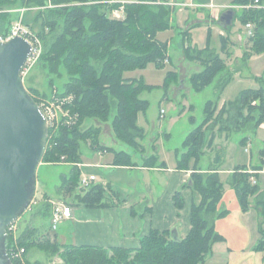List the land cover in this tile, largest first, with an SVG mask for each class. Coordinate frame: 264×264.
Wrapping results in <instances>:
<instances>
[{
    "label": "trees",
    "instance_id": "trees-1",
    "mask_svg": "<svg viewBox=\"0 0 264 264\" xmlns=\"http://www.w3.org/2000/svg\"><path fill=\"white\" fill-rule=\"evenodd\" d=\"M33 1V3H31ZM113 0H20L21 5L33 4L44 6L36 12L32 22L38 21L40 31L35 32L30 20L24 14L20 21L31 29L42 41L43 50L40 59L48 62L55 74L60 76V66L66 67L69 80L64 85L61 97L73 96L69 105L70 113L79 115L78 123L63 124L53 134L48 130L47 143L42 160L72 164L67 173L60 175L56 186L58 197L68 204L108 207L114 200H119V193L110 186L91 183L87 188L80 186V154L78 140L88 139V145L95 150L113 152V163L116 165H135L132 155L125 150H115L97 141L99 129L87 128L81 131L80 121L87 116H97L101 121H108L110 111L115 114L110 119L116 137L131 145L135 150H143L140 140L145 136L144 129L137 124V116L145 112L148 102L139 95L151 87L141 79L129 77L124 71L143 67L147 62L164 63L166 43L157 38L160 29L169 27L171 10L166 4H155L149 7L137 2H116ZM142 1V2H140ZM254 0H234L233 5H244ZM14 0H0V34H6L19 14L5 11ZM264 4V0H258ZM50 3L54 7H48ZM77 3V4H76ZM61 7H57V6ZM123 8V18H113L111 11ZM28 7H32L29 5ZM151 8V9H150ZM241 23L254 25L253 33L246 37L250 45L244 54L249 52L264 53V8L238 9ZM28 12V11H26ZM14 14V13H13ZM235 16V12H234ZM19 20V19H18ZM51 37L50 43L48 41ZM227 37H222V48H225ZM186 55L198 62L202 69L189 77L195 91L202 90L216 80L219 93L230 80L233 71H228L224 59L214 50H190L185 48ZM223 75V76H222ZM258 88L245 89L230 102L223 103L215 116L217 100H207L203 107L202 121L192 128L182 141L185 152L177 159V168L191 169L189 180L177 189L172 198L177 208L184 205L181 189L189 187L196 196L190 212V228L183 238H174L170 231L152 229L140 240L138 248L112 247L103 248L92 245L60 244L50 239L43 223L40 226L25 225L17 236L7 232L5 250L12 263L9 250L14 247L24 248L26 264H32L26 255L29 248L39 247L47 256H61L65 264H199L211 251L214 242L224 240L215 231L214 221L223 218L227 209L220 208L223 196V183L219 179L218 165L221 156L216 155L213 163L205 171L197 166L204 150L211 149L217 131L245 130L255 132L264 123V78H259ZM29 91V90H28ZM32 96L31 92L29 91ZM33 97V96H32ZM37 102V100L33 97ZM38 103V102H37ZM232 115L223 117L224 114ZM219 125L218 129L207 127ZM209 132L206 135L205 131ZM243 137L241 141H246ZM243 144H245L243 142ZM259 164L252 167L238 165L231 173L230 184L235 195L245 210L250 195L264 215V190H260L251 177L263 169L264 142L259 149ZM64 157L61 159V157ZM154 155H149L145 165H153ZM193 161V166L190 162ZM198 196V201L197 200ZM40 202L35 209L36 215L51 219L52 207L49 197ZM123 202V200H119ZM33 212V213H34ZM264 244V238L260 245ZM33 264H41L34 262Z\"/></svg>",
    "mask_w": 264,
    "mask_h": 264
},
{
    "label": "rangeland",
    "instance_id": "rangeland-1",
    "mask_svg": "<svg viewBox=\"0 0 264 264\" xmlns=\"http://www.w3.org/2000/svg\"><path fill=\"white\" fill-rule=\"evenodd\" d=\"M137 2L138 0H113L112 3L119 2ZM157 0L140 1L149 7L155 4H166L171 10V23L169 27L157 31L158 39L166 43L167 57L164 63L158 61L147 62L143 67H135L124 71L126 76H132L141 79V81L150 86L148 90H143L140 97L146 99L148 106L145 112L137 116V124L144 129L145 136L142 140L144 147L149 150L151 144L159 147L160 157L171 158L172 154L163 147L164 141L175 142L180 151L182 150L181 141L184 136L203 118V107L207 100H217L215 116L218 115L221 104L233 101L240 91L245 89H255L260 86L259 78H264V53L249 52L244 54L250 47L246 37L248 32L241 23L238 7L234 8V0ZM172 1V2H171ZM33 3V1H31ZM20 0H14L5 11L11 13L14 17L19 14L18 19L24 14L30 24L33 25L35 32L40 31L38 21L32 22L35 14L44 6L27 4L21 5ZM77 4V3H76ZM32 5V7H28ZM234 9L235 16L232 24L221 28L218 25L220 14L228 7ZM48 7L54 5L48 3ZM57 7H61L60 5ZM151 9V8H150ZM28 11V12H26ZM14 13V14H13ZM119 19L124 17L122 6L113 9L111 16ZM17 19V20H18ZM13 21L12 23H14ZM252 25V32L253 33ZM31 33L37 36L31 29ZM223 34V36H221ZM227 37L225 48H222L221 38ZM49 36L46 43H50ZM41 52L43 43L40 41ZM190 50L216 51L225 62L228 71H233L230 80L218 93L216 89V80L200 91H195L189 81L192 73L198 72L202 66L190 59L185 48ZM39 58L31 60L23 70V84L37 100L41 109L46 113L48 119L51 118L52 133L54 134L61 125L69 123H78L79 115L70 113L66 107L73 99V96L61 97L64 91V85L69 80V73L66 67L60 66V76L54 73L48 62ZM223 76V75H222ZM160 109L163 114L160 116ZM114 108L110 111L108 121H101L97 116H87L80 121V130L87 128L99 129L97 141L102 144L129 152L132 159L137 162H145L148 153L145 150L137 151L131 145L118 139L111 125V118L114 116ZM224 114L223 117L232 115ZM218 129L219 125L213 126L207 124V127ZM49 130V129H48ZM208 128L205 133L208 135ZM225 131L220 133L223 135ZM227 141H216V145L208 153V148L204 154L209 155L206 158L215 159L218 154L221 156L224 152V145L228 144L225 151L223 167H231L240 164H255L259 149L264 142V123L260 124L255 132L245 130H229ZM247 137L246 141H240ZM250 140V141H249ZM79 154L81 159H88L91 148L88 145V139L78 140ZM147 150V151H148ZM207 159H201L200 164H206ZM135 160V161H136ZM72 164L50 162L46 159L41 160L36 170V191L30 206L16 220V234L27 224L40 226L42 222L48 232L50 239L56 238V230L51 227V222L44 219L41 215L35 214V209L40 202L49 197V203L54 202L59 195L56 186L60 182L61 173L66 172ZM193 166V161L190 162ZM230 174L221 172L219 179L223 183V196L219 204L220 208L228 210L223 217L222 222L214 221L215 231L224 237L213 243L211 251L205 259L199 264H264V244L260 245V240L264 238V215L254 202V196L248 198L249 205L243 210L230 184ZM252 180V179H251ZM255 181L260 190H264V171L255 174ZM253 182V181H252ZM58 201H62L59 199ZM198 201V196L197 200ZM57 202V201H55ZM34 212V213H33ZM58 225V224H57ZM50 226V227H49ZM58 240V239H57ZM59 241V240H58ZM10 254V253H9ZM28 259L32 262L41 264H65L61 256H47L45 252L37 245L26 251ZM14 261V260H13ZM14 264V263H13Z\"/></svg>",
    "mask_w": 264,
    "mask_h": 264
},
{
    "label": "crops",
    "instance_id": "crops-1",
    "mask_svg": "<svg viewBox=\"0 0 264 264\" xmlns=\"http://www.w3.org/2000/svg\"><path fill=\"white\" fill-rule=\"evenodd\" d=\"M231 7L230 5L227 8ZM159 114L161 116V109ZM228 138L229 133L224 132L222 135L217 131L212 148L216 145V141H227ZM182 141L180 142L181 145ZM140 144L143 151L148 153L147 156L154 155L156 157L153 165H145L143 161L140 163L136 159H133L136 160L135 165H116L113 163L112 151L92 148L88 150L90 152L88 159L80 158L78 164L80 176L94 175L92 183L112 187L119 193V200H123V202L114 200L113 205L108 207L66 203L71 209V216L61 218L59 221L55 229L56 238H54L57 242L103 248L134 249L139 247L140 240L152 229L174 231L179 238L187 235L190 228L191 206L196 196L189 187H183L181 195L184 205L180 209L176 207L172 198L175 191L187 183L191 173V169H178L176 165L177 159L185 152V149L182 148L180 151L175 142L164 141L163 147L172 154L171 158H164L160 157L158 146L154 147V144H151V148L148 150L147 147H144L143 141H140ZM227 145H224L218 172L219 174L221 172L229 173L231 180V173L236 164L227 168L222 166ZM211 149H208V153H211L209 152ZM115 150H123V148ZM207 156L209 157V155L203 154L200 160L207 159ZM200 160L197 166L200 171H205L209 166L215 165L213 159L209 160L208 158L206 164H200ZM258 164L259 155L257 156V163L240 165L252 167ZM260 171H264V166ZM251 179L255 182L254 177ZM58 200L59 198L54 199V201ZM47 220L49 224L51 219L48 218ZM222 220L224 219L220 218L216 222L219 223Z\"/></svg>",
    "mask_w": 264,
    "mask_h": 264
},
{
    "label": "water",
    "instance_id": "water-1",
    "mask_svg": "<svg viewBox=\"0 0 264 264\" xmlns=\"http://www.w3.org/2000/svg\"><path fill=\"white\" fill-rule=\"evenodd\" d=\"M233 18L234 9L227 8L218 25L229 26ZM31 48L21 36L0 42V264H13L5 250L6 228L33 200L36 170L47 143L46 115L20 73ZM171 235L177 238L174 231Z\"/></svg>",
    "mask_w": 264,
    "mask_h": 264
},
{
    "label": "built area",
    "instance_id": "built-area-1",
    "mask_svg": "<svg viewBox=\"0 0 264 264\" xmlns=\"http://www.w3.org/2000/svg\"><path fill=\"white\" fill-rule=\"evenodd\" d=\"M238 7L237 9H244V8H264V4H260L258 0H254L251 3L244 4V5H236L234 8ZM245 28L247 29V32L249 35H251L252 32V24L246 23ZM15 36H21L24 39H26L31 44V53L27 60L25 61L24 66L22 67L20 73L23 75L25 67L30 65L29 63L31 60H36L39 58L40 52H41V46H40V39L38 36H35L33 33L29 31V28L23 25L19 20H16L14 23L11 24L10 28L8 29V32L6 34H0V42H5L9 40L12 37ZM45 113V112H44ZM163 114V109H161V116ZM46 115V113H45ZM47 123H48V129H52L51 125V118L48 119L47 115ZM64 157L62 156L61 159ZM94 180V175L89 176H80V186L87 188L92 181ZM71 216V209L64 201H57L52 202V216H51V227L55 230L57 228V224L61 220V218H67ZM16 221L9 224L6 228V232L9 234H12L15 238L16 234ZM10 257L15 261L14 264H26L25 258H24V248L23 247H14L9 250Z\"/></svg>",
    "mask_w": 264,
    "mask_h": 264
}]
</instances>
